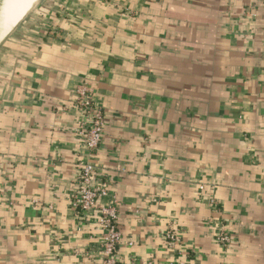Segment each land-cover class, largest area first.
<instances>
[{
    "label": "crops",
    "instance_id": "1",
    "mask_svg": "<svg viewBox=\"0 0 264 264\" xmlns=\"http://www.w3.org/2000/svg\"><path fill=\"white\" fill-rule=\"evenodd\" d=\"M85 163L119 264H264V0H39L0 44V264L102 263L71 204Z\"/></svg>",
    "mask_w": 264,
    "mask_h": 264
},
{
    "label": "built area",
    "instance_id": "2",
    "mask_svg": "<svg viewBox=\"0 0 264 264\" xmlns=\"http://www.w3.org/2000/svg\"><path fill=\"white\" fill-rule=\"evenodd\" d=\"M76 112L77 136L93 152L103 138L105 126V114L94 99V92L87 84L78 88V100L73 104ZM78 187L71 199L73 208L86 217L98 213V226L103 230L101 242V264H119L116 258L117 245L121 238L118 229V212L112 204H102L101 198L107 193L105 180L102 179L99 170L93 164L85 163L81 166ZM178 232L170 231L167 237L171 241L178 239ZM218 239L221 242L229 241L226 230L220 228Z\"/></svg>",
    "mask_w": 264,
    "mask_h": 264
},
{
    "label": "bare ground",
    "instance_id": "3",
    "mask_svg": "<svg viewBox=\"0 0 264 264\" xmlns=\"http://www.w3.org/2000/svg\"><path fill=\"white\" fill-rule=\"evenodd\" d=\"M39 0H2L0 6V39L5 37Z\"/></svg>",
    "mask_w": 264,
    "mask_h": 264
},
{
    "label": "rangeland",
    "instance_id": "4",
    "mask_svg": "<svg viewBox=\"0 0 264 264\" xmlns=\"http://www.w3.org/2000/svg\"><path fill=\"white\" fill-rule=\"evenodd\" d=\"M20 22H21V21H20ZM20 22H19V23H20ZM19 23H18V24H19ZM18 24H17V25H18ZM17 25H16V26H17ZM16 26H15V27H16ZM15 27H14V28H13V29H12V30H11L6 36H5V37H3V38L1 39V42H2V43H0V44H2V46H3L4 41L10 36L11 32L15 29Z\"/></svg>",
    "mask_w": 264,
    "mask_h": 264
},
{
    "label": "water",
    "instance_id": "5",
    "mask_svg": "<svg viewBox=\"0 0 264 264\" xmlns=\"http://www.w3.org/2000/svg\"><path fill=\"white\" fill-rule=\"evenodd\" d=\"M2 5V0H0V6ZM0 43H1V39H0Z\"/></svg>",
    "mask_w": 264,
    "mask_h": 264
}]
</instances>
